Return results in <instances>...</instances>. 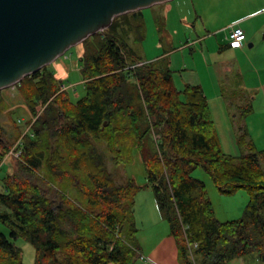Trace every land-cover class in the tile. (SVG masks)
I'll return each mask as SVG.
<instances>
[{"label": "trees", "instance_id": "trees-1", "mask_svg": "<svg viewBox=\"0 0 264 264\" xmlns=\"http://www.w3.org/2000/svg\"><path fill=\"white\" fill-rule=\"evenodd\" d=\"M127 14L121 27L114 18L80 43V99L61 92L46 67L15 84L36 120L21 138L18 171L1 179L0 224L8 235L0 232V264H24L17 240L33 248L34 264H134L135 196L144 187L133 179L118 185L97 143L115 165L140 156L182 264H228L248 255L264 264V150L242 130L236 144L245 153L225 154L203 88L180 91L162 59L143 61L131 47L144 39L141 10ZM10 147L0 125V164ZM197 168L221 194L246 192L241 218H215L205 183L191 176Z\"/></svg>", "mask_w": 264, "mask_h": 264}, {"label": "rangeland", "instance_id": "rangeland-1", "mask_svg": "<svg viewBox=\"0 0 264 264\" xmlns=\"http://www.w3.org/2000/svg\"><path fill=\"white\" fill-rule=\"evenodd\" d=\"M141 13L144 39L137 45L131 42L135 53L143 61L162 59L160 64L173 72L176 89L181 91L185 85H199L204 89L225 154L238 157L245 153L236 144L242 130L255 149L263 151L264 95L259 90V79L255 73L261 69L262 63L254 62L252 69L247 55L251 58L264 40V0H171L142 9ZM247 13H252L245 25L253 31L251 42L255 43L254 47L244 41L245 52L232 51L224 47V35L228 36L229 31L216 36L211 34L214 29L226 26ZM127 16L116 17L119 27ZM82 52V46L77 44L44 66L55 74L60 81V91L68 93L72 102L85 95L79 61ZM261 81H264V74H261ZM247 107L251 108V112L242 116L240 109ZM42 110L38 107L39 114ZM35 120L15 86L0 90V125L4 130V144H11L0 164V192L3 191L1 179L19 169L21 138L31 135ZM97 146L118 185L133 179L135 185L144 187L135 196L136 242L140 249L134 264H182L169 235L168 224L159 214L150 186L145 185L140 156L136 154L130 165H115L105 144L97 143ZM260 164L264 170V158H260ZM191 176L205 183L218 221L241 218L248 199L245 191L239 190L230 195L219 193L201 168L195 169ZM55 204L60 205V199L56 198ZM0 232L8 235V229L2 224ZM16 245L21 250L23 263L34 264L33 248L22 240H17ZM195 248V244L189 246L193 263ZM228 264L262 263L255 255H248Z\"/></svg>", "mask_w": 264, "mask_h": 264}, {"label": "water", "instance_id": "water-1", "mask_svg": "<svg viewBox=\"0 0 264 264\" xmlns=\"http://www.w3.org/2000/svg\"><path fill=\"white\" fill-rule=\"evenodd\" d=\"M171 0H0V90L103 32L114 18Z\"/></svg>", "mask_w": 264, "mask_h": 264}, {"label": "crops", "instance_id": "crops-1", "mask_svg": "<svg viewBox=\"0 0 264 264\" xmlns=\"http://www.w3.org/2000/svg\"><path fill=\"white\" fill-rule=\"evenodd\" d=\"M252 13H247L245 15H241L240 17L236 18L235 20H232L231 23L227 24L226 26H223V27H219V28H216L214 29L211 34L215 35L216 34H219L221 32H226V31H230L232 30V28L237 25L238 27H240L243 32H244V35H245V40L249 46H252L254 47L255 46V43L254 42H251V40H253L254 38V35H253V31H251L248 27H246L245 23H247L250 19V15ZM240 24L243 26L241 27ZM227 37L226 34L224 35V42H226L224 44V47L226 48H230L233 50H238L239 52L243 53L245 52V43L242 44V46L238 47V48H231L228 44V40H227ZM264 38V36H263ZM260 49L255 53L253 54V56H251V58L249 57V55H247V59L250 60V65H251V68L253 69L255 66H254V62H261L262 63V66H261V69L259 71H256L255 73L257 74V77L259 79V90L262 91L263 95H264V81H261V74H264V40L262 41V44L260 45ZM226 70H230L229 68H227ZM204 90V89H203ZM209 101V100H208ZM209 103V102H208ZM217 129V128H216ZM218 132V131H217ZM219 136V134H218ZM219 139H220V143H221V138L219 136ZM222 147V146H221ZM223 149V147H222Z\"/></svg>", "mask_w": 264, "mask_h": 264}, {"label": "built area", "instance_id": "built-area-1", "mask_svg": "<svg viewBox=\"0 0 264 264\" xmlns=\"http://www.w3.org/2000/svg\"><path fill=\"white\" fill-rule=\"evenodd\" d=\"M228 44L231 48H238L240 46H242L244 40H245V36H244V32L243 30L238 27L237 25H235L232 30L230 31L228 37Z\"/></svg>", "mask_w": 264, "mask_h": 264}]
</instances>
